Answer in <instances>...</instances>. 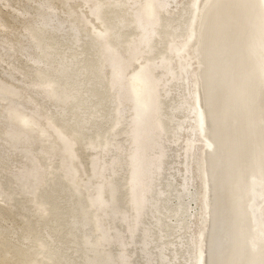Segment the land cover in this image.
<instances>
[{"label":"bare ground","instance_id":"6f19581e","mask_svg":"<svg viewBox=\"0 0 264 264\" xmlns=\"http://www.w3.org/2000/svg\"><path fill=\"white\" fill-rule=\"evenodd\" d=\"M205 1L36 0L13 8L29 36L19 34L25 41L16 48L29 70L8 62L0 80V214L16 206L27 233L31 212L65 234L51 248L35 233L11 258L77 264L66 254L72 247L78 264H198L206 254L207 264H264V9L260 0H236L243 29L212 57L225 0H215L203 34L191 40ZM6 26L0 15L3 61L12 55ZM193 159L199 191L190 188ZM247 161L255 164L249 172Z\"/></svg>","mask_w":264,"mask_h":264},{"label":"rangeland","instance_id":"374dc122","mask_svg":"<svg viewBox=\"0 0 264 264\" xmlns=\"http://www.w3.org/2000/svg\"><path fill=\"white\" fill-rule=\"evenodd\" d=\"M36 0H7V3L9 5V7H4L2 5L3 0H0V15L2 16V18L4 19V21L6 22V31L11 32V44H12V55L10 57L9 60H5L3 61L2 59H0V80L1 79H7L5 76V71L8 62L13 63L15 66H17L18 68L26 70L29 68H27L28 63L27 61L23 58V56H21V54H19L18 50L16 49L19 46V42L17 41L20 37L19 34H25V38L29 37L28 34H26L27 32L25 31V27L23 25V23L19 22V20H15L13 18V8H21V6L24 3H27L30 6H34L36 3ZM74 8H76V10H78L80 7L72 2ZM76 5V7H75ZM78 7V8H77ZM179 6L177 7L178 10ZM83 9V8H82ZM80 8V10H82ZM29 10L32 11V8H30ZM84 10V9H83ZM175 11V10H173ZM170 17V16H168ZM1 34H3V31L1 32ZM1 36V35H0ZM21 39L24 40V38L21 37ZM25 43V42H24ZM9 45H4L2 44V47L0 46V54L3 53L1 52V50H5L6 48H8ZM15 76L17 77L18 75L15 74ZM17 83V81L15 82ZM193 114H191L190 116H192ZM180 116V115H178ZM105 124V125H104ZM104 127L106 128V123H104ZM186 133V132H184ZM182 152V151H181ZM197 153V152H196ZM183 156V155H182ZM180 157V156H179ZM172 158V157H171ZM181 159L180 158H174V160L179 161ZM191 175H192V185L190 188H192L191 190L193 191L195 188V191H199V179L196 177V173H197V164L195 162V159L191 160ZM19 162V158L14 157L11 160L10 166L11 167H15ZM177 164H172L171 166H174ZM178 168L180 167V165L178 164L177 166ZM171 170H175V169H171ZM170 170V171H171ZM194 171V172H193ZM194 173V174H193ZM195 177V178H194ZM180 178L177 177V174L175 176V182H179ZM195 184V185H194ZM197 185V187H196ZM192 207L194 208V211H196V205L198 206L199 204V200H195V204H193V202H191ZM2 205V202L0 200V206ZM11 214L9 215H3L0 214V256L4 255V264H23L21 260L17 261L16 258L18 256H15L11 258V256L13 255V247H21V248H26V247H31V238L32 235L37 233L42 237L47 238L49 246L51 248H55L56 246H58L59 244H61V240H62V236L65 234V229L64 228H58L56 230H52L51 229V221L47 220L43 223L41 222H37L35 220V217L31 214V212L26 213L25 215V219L27 222L32 224V231L27 233V231H25L21 226H20V218L21 216L19 215L20 210L19 208H17L16 206H12V210H11ZM193 214H195V212L192 211V215L190 216V218L188 219V223H190V228L188 229V232L186 233V235H189L190 237L193 236V233L197 230V214H195V218H193ZM24 237H27L25 240H23ZM189 237V238H190ZM28 248V249H29ZM73 248L72 247H68L66 254L68 257H71L73 259V261L75 263H79L80 262V257L75 255L72 252ZM169 253V252H167ZM136 260H138V258H135ZM183 264L184 261L182 259H180L179 264ZM0 264H3V262L0 261ZM138 264V263H135Z\"/></svg>","mask_w":264,"mask_h":264},{"label":"water","instance_id":"95a60500","mask_svg":"<svg viewBox=\"0 0 264 264\" xmlns=\"http://www.w3.org/2000/svg\"><path fill=\"white\" fill-rule=\"evenodd\" d=\"M199 1V0H196ZM261 1V6L264 9V0H260ZM215 2V0H206L204 2V4L197 10V15H196V20H195V25H194V30L191 34V40H195L197 38L200 37V35H202V21L203 18H205V14L207 13L208 9L213 5V3ZM236 11H238L239 13H241L243 11V7L240 3L237 4L236 0H225L223 1L217 10V13L219 14L218 18H216L214 20V25H215V32L212 33V39L208 45V51L210 53V55L212 57H220V53L217 51V48L219 46L222 45H226L227 42H229L231 40V36L230 33H232L233 29L236 28L237 29V34L243 29V24L239 23V17L236 16ZM222 14V15H221ZM139 17L141 19L142 16L139 12ZM263 18V23H262V28H261V36L264 40V16ZM144 20V19H143ZM201 26V28H200ZM200 30V31H199ZM211 30H212V23L211 20L208 24V31L205 35V39L209 38L211 35ZM226 35V37L223 38V36ZM264 46V44H263ZM201 58V55L199 54V59ZM204 69L207 66V62L205 61V65L202 63ZM245 67L247 68V65L244 63ZM232 67H234V64L232 63ZM203 90H204V77L202 75V80H201V86H200V93H201V98H203ZM144 91L145 88L143 85L140 84L137 85L135 87V96L132 95L134 101L137 103V108H139L142 103L141 101L143 100L144 97ZM248 163V164H247ZM247 171H251L252 168H254L255 164L251 163L250 161H247ZM212 181H211V175L209 174V191H210V197H211V201L214 200L213 196H212V185H211ZM211 206V211H210V217L212 216L213 213V205ZM242 224L244 225V223L242 222ZM245 226V225H244ZM208 233L206 234V242L208 243ZM250 241V240H249ZM258 248V247H257ZM259 250H257L258 252ZM207 254L206 255H202L199 259L198 264H207Z\"/></svg>","mask_w":264,"mask_h":264}]
</instances>
